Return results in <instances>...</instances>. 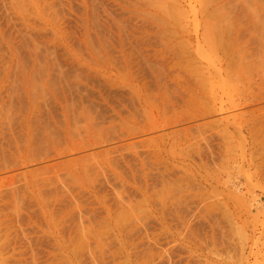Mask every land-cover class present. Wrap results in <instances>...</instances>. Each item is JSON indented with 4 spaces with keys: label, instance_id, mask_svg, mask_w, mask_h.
I'll return each instance as SVG.
<instances>
[{
    "label": "rangeland",
    "instance_id": "374dc122",
    "mask_svg": "<svg viewBox=\"0 0 264 264\" xmlns=\"http://www.w3.org/2000/svg\"><path fill=\"white\" fill-rule=\"evenodd\" d=\"M0 264H264V0H0Z\"/></svg>",
    "mask_w": 264,
    "mask_h": 264
}]
</instances>
